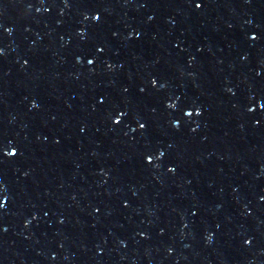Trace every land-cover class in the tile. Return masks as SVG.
Returning a JSON list of instances; mask_svg holds the SVG:
<instances>
[{
    "label": "water",
    "instance_id": "95a60500",
    "mask_svg": "<svg viewBox=\"0 0 264 264\" xmlns=\"http://www.w3.org/2000/svg\"><path fill=\"white\" fill-rule=\"evenodd\" d=\"M0 264H264V0H0Z\"/></svg>",
    "mask_w": 264,
    "mask_h": 264
}]
</instances>
